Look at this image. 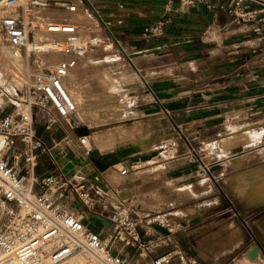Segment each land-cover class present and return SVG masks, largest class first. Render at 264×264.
<instances>
[{
    "label": "crops",
    "instance_id": "1",
    "mask_svg": "<svg viewBox=\"0 0 264 264\" xmlns=\"http://www.w3.org/2000/svg\"><path fill=\"white\" fill-rule=\"evenodd\" d=\"M90 1L106 31L115 34L123 52L139 70L131 63L137 76L132 81L126 79L129 85L126 90L138 97L141 118L152 135L143 136L148 137L149 144L157 145L168 135L169 148L162 149L169 151L178 132L185 128L204 146L212 139L217 140L222 150L217 159L233 160V166H239L231 169L236 176L250 171L248 165L237 160L240 156L246 160L264 147V141L258 145L246 140L227 151L222 148L232 130L247 125L252 126L251 130L264 127V44L255 32L260 27L264 34V0H243L236 11H230L236 0H213L212 8L200 2L187 5L181 0ZM65 5L62 10L68 11ZM244 13L251 18L241 17ZM164 19L161 35L143 36L146 26ZM258 45L261 49L253 52L252 47ZM38 117L42 123L46 120L43 112ZM203 151L194 153L189 145L184 151L177 150V154L159 159L155 168L143 169L144 174L136 175L141 163L132 167L123 165L116 173L110 168L100 171L91 160L83 161L80 151L66 146L54 149L52 155H41L37 172L46 175L58 164L72 174L82 167L89 181L110 190L122 189L121 195L134 206L135 216L144 226L165 231L157 223H151L160 212H165L159 214L161 220L173 219L182 225L174 233L171 245L156 252L140 255L134 247L114 242L112 251L130 264H154L156 256L174 248L186 255L184 264H255L249 261L250 251L257 244H264V202L250 203L238 192L233 199L227 188L225 193L217 192L212 198L204 190H196L195 187H210L209 179L204 177L212 165L210 152ZM205 153L207 160L203 158ZM126 167L129 170L122 175L121 170ZM163 181L170 185L162 186ZM172 185L191 187L193 194L175 203H168L167 198L161 200L162 196L152 197L157 187ZM140 193L146 195L145 202L139 200ZM66 197L62 201L71 209L81 206L74 192ZM91 218L96 227L90 225ZM103 218L89 215L86 224L106 237L111 223ZM261 254L264 257V252Z\"/></svg>",
    "mask_w": 264,
    "mask_h": 264
},
{
    "label": "built area",
    "instance_id": "2",
    "mask_svg": "<svg viewBox=\"0 0 264 264\" xmlns=\"http://www.w3.org/2000/svg\"><path fill=\"white\" fill-rule=\"evenodd\" d=\"M0 1L4 7L12 9L0 17L5 41L16 55H23L28 62L22 71L4 69L0 74L4 80L0 83V94L6 93L27 107V111L0 114V138L4 137L0 148V264H60L77 253L88 254L96 264H130L112 251L114 242L134 247L140 255L169 247L174 233L182 225L173 219L163 222L158 215L151 223H157L165 231L144 226L135 216L134 206L121 195L122 189L110 190L89 181L82 167L72 174L67 173L59 167L55 156V170L43 176L37 172L40 156L52 155L56 148L71 147L80 151L83 161L90 160L92 148L88 147V133L78 132L79 123L72 125L75 136L67 132L64 144L50 145L39 133L37 119L43 112L46 114L44 128L54 130L56 126H63L61 119L75 116L77 105L66 88L71 72L95 47L111 39L121 46L118 38L112 32L108 37L87 32L79 22L44 21L36 16V9L65 5L62 2H68L64 7L74 13L78 10L77 1ZM88 2L95 8L90 0ZM181 2L214 6L213 0ZM242 3L243 0H236L230 11H236ZM241 17L250 19L251 15L244 13ZM165 24L164 19L146 26L143 36L161 35ZM40 30L57 34L50 47L44 39L36 37ZM255 32L264 44L261 28H256ZM260 47L253 46L252 51ZM44 53H58L61 57L54 65H46L39 58ZM5 106L0 105V108L4 110ZM128 170V167L122 169L121 174L125 175ZM71 191L81 202L79 208L71 209L62 201ZM93 214L110 221L111 230L106 237L86 224ZM186 260V255L174 248L156 256L154 264L175 261L184 264Z\"/></svg>",
    "mask_w": 264,
    "mask_h": 264
},
{
    "label": "rangeland",
    "instance_id": "3",
    "mask_svg": "<svg viewBox=\"0 0 264 264\" xmlns=\"http://www.w3.org/2000/svg\"><path fill=\"white\" fill-rule=\"evenodd\" d=\"M76 1L78 2V0ZM82 1L84 19L81 22V28L87 32H94L105 37L112 36L111 33L106 31L104 25L95 14L94 9L90 5V3H88L87 0ZM0 6H3V4H0ZM51 7H55V9L46 8V10H53L56 12L59 11L67 15V17L72 14H69L68 11L62 10V6L52 4ZM38 11V13H40L44 10ZM0 34L2 36V40H0V74L1 71H4V69L15 70L16 72L24 70L25 68L14 69V65L10 61L9 56L4 51L5 47L8 45L1 30V25ZM85 56L84 58H82L80 64H82L87 57L91 58L93 64L80 66V70L77 73V83L75 86H72L71 78L67 82L68 86L71 87L73 91L76 92L77 90H79L87 96V104L81 111L82 116L80 117L76 113L75 116H72L65 120L61 119V125L63 126H56L54 130H46L41 122L42 119H40L39 117L37 119L39 133L47 139L50 145H54L55 142L64 144L65 142L63 141V139L67 135V132H70L75 136L72 130L73 124L79 123L80 127H86V131L88 134H90V126L104 124L107 126V128L103 131H100L99 134H105L108 138L107 141H109V137L111 138V133H113V131H115L118 127L117 123L121 120H124L131 122L125 123L127 127L133 126L137 129V134L141 138V140H146V138H148L149 136L151 137L152 135L149 134V132L145 128L147 126V124L144 125L145 119L141 118L143 112L139 110L138 97L133 96L132 94H127L128 92L126 89L129 85L126 83V81H128L126 79L129 78V81H132L133 77L135 75L137 76V72L129 61L127 55H125V53L123 52L121 46L116 41L111 39L109 40V43L95 47L89 54H86ZM21 57L25 61L26 67L28 65V62L23 55ZM18 79L20 80V78L17 77L16 79L19 83ZM3 81L4 80L0 77V83H2ZM0 105H6L4 110L0 108L1 115L18 111H27V107L24 103L18 102L6 93L0 94ZM103 107L109 109V111H107V113H103V115L101 116H96L95 113H101ZM120 115L123 116L120 117ZM251 129L252 126L247 125L232 130L231 132L234 131L238 134L236 136H229V140H233V143L229 144L226 141L224 144V148L222 149L224 151H227L232 145L237 144L241 141H243L244 143L246 140H249L251 143H257L258 145H260V141H264V127L257 130ZM243 130L247 131V133H242ZM190 133L191 131L186 130L185 128H183V131H179L177 134V138L175 139V145L166 152H164L162 148H169L166 147L169 144L168 135L161 138V141L157 143V145H150L148 142L149 151L152 152L151 149L155 151H157L158 149L162 150V152L158 154L157 152H153L157 155L161 154L162 156L156 158L153 163L139 164V167L136 170V175H142L149 169L155 168L156 166H154V163H156L159 159L175 155L177 154V150L179 152L184 151L189 145H191L192 152L198 154H202L203 152H205L203 151L204 149H208L210 152L208 157L210 158V162L212 163V165L207 168V173H205L204 175V177L206 176L209 179L210 187H195L196 190H204L206 195L212 198L213 194L217 192L225 193L224 189L227 188V190H229V196H231V198L233 199H236L238 192L250 203L257 204L258 202H260L259 200L264 197V147L257 149L254 154L247 156L248 158H246V160H244L243 156H240V158H238L237 161L248 165V169H250V171H243V173L236 176L234 171L231 172V169H237L239 168V166L234 167L232 164L233 160L222 162L217 159L218 154L220 153V151H222L217 140L212 139L210 143H207L206 146H204L200 142V140L195 137V135L192 136L190 135ZM145 135L148 137H143ZM157 136H160V133H158ZM120 140L121 138L118 137L116 142L113 141L114 143L108 142V144L105 143L104 145H98L92 139L91 148L100 149L103 152H107L114 149L118 144L121 143V141H123ZM220 146L223 147V143L220 144ZM206 157L207 155L205 153L203 157L204 160H207ZM109 168L112 173H116L119 170L120 166H111ZM143 169L147 170L143 171ZM139 170L142 171L139 172ZM166 185H170L169 182L163 181L162 186ZM158 188H160V190ZM192 194L193 193L191 192V187L186 188L182 185H172L168 187H157V191L153 192L152 197L157 198L159 196H162L160 198L161 200H165L167 198L168 203H175L174 201L185 199L187 196H190ZM145 198L146 195L140 193L139 200L145 202ZM66 199V196L63 197V201H65ZM164 213L165 212H160L155 216ZM162 219L164 221L166 220L164 217H162ZM90 225L93 227L97 226L95 222H93L92 218L90 219ZM83 254L85 256H89L86 253ZM249 259L251 263H264V257L262 256L261 252L256 258L250 257Z\"/></svg>",
    "mask_w": 264,
    "mask_h": 264
},
{
    "label": "bare ground",
    "instance_id": "4",
    "mask_svg": "<svg viewBox=\"0 0 264 264\" xmlns=\"http://www.w3.org/2000/svg\"><path fill=\"white\" fill-rule=\"evenodd\" d=\"M0 4H3L2 1H0ZM78 10L72 14H70V16L67 17V15H65L64 13L61 12H56L53 10H46V9H36V16H38L40 19L44 20V21H73V22H77L79 21L80 23L83 21L84 19V13H83V1L82 0H78ZM38 10H44L40 13H38ZM12 10L10 8H6L3 6H0V17L4 14L10 13ZM67 17V18H66ZM57 36V34L55 33H47L45 31H37L36 32V37L39 39H44V41H46L48 47L51 46L52 43V39L55 38ZM1 34H0V40H2L1 38ZM4 51L7 53V55L9 56L10 61L12 62V64L14 65V69H21V68H25V61L23 60V58L21 57V54L16 55L14 53V51L9 47L6 46ZM60 54L58 53H44V54H40L39 58L42 60V62L46 65H53L55 62H57L60 59ZM86 57V56H85ZM84 58V57H83ZM86 64H93V61L91 60V58L87 57L85 58V60L83 61L82 64H80L78 67H76L70 75L71 80V84L72 86H75L77 83V73L80 70V66L81 65H86ZM19 80V79H18ZM20 81V80H19ZM66 88L70 94V96L72 97L73 101L76 103L77 105V115L78 116H82L81 111L82 109H84L86 103V95L84 93H82L81 91L77 90L76 92L73 91V89H71V87L68 86V83H66ZM85 111V110H84ZM107 111H109V109L104 108L102 109L101 113H95L96 116H101L103 115V113H107ZM123 115H120V117H122ZM65 120V119H64ZM123 121V122H122ZM131 123L128 121H124L121 120L117 123L118 127L115 131H113V133H111V138L109 137V141L108 138L106 137L105 134L101 135L99 134L100 131H103L107 128L106 125L104 124H98L95 126H90V134H88V147L91 148V144H92V139L95 141L96 144L100 145V144H105L108 142L110 143H114L113 141L116 142L117 138L120 137L121 143L118 144L114 149L109 150L107 152H103L100 149H93V150H98L101 154H111V153H117L118 151L125 149H133V154L132 155H138L140 152L143 153H147L149 154V156H147L145 159H139L138 161H136L134 164H139V163H153V161L162 156L161 154L157 155L156 153L150 152L148 149V141L147 140H141V138L138 136L137 134V129L135 127H127L125 123ZM242 133H247V131L243 130ZM238 133L236 132H232L231 135L236 136ZM227 143L232 144L233 140H226ZM4 143V137L0 138V148L3 146ZM129 163L127 161H121V162H117L116 164L113 165V167L115 166H120L122 167L123 165L128 166ZM136 166V165H134ZM260 202L258 203H263L264 202V197L259 200ZM160 218V216H159ZM163 222H167L169 221L168 219H166L165 221L162 220ZM92 229V228H91ZM98 232V231H97ZM60 264H96L94 262V260L90 257V256H85L83 253H77L74 256H72L71 258H69L68 260L60 263Z\"/></svg>",
    "mask_w": 264,
    "mask_h": 264
},
{
    "label": "water",
    "instance_id": "5",
    "mask_svg": "<svg viewBox=\"0 0 264 264\" xmlns=\"http://www.w3.org/2000/svg\"><path fill=\"white\" fill-rule=\"evenodd\" d=\"M93 9L98 14L96 9L95 8H93ZM130 61L134 65V63L131 59H130ZM136 70L139 72L137 67H136ZM78 132L81 134L87 133L86 127H79ZM132 154H133V149H131V148L128 150L122 149V150L118 151L117 153H111V154H101L98 150L92 149L90 151V160L94 164L95 169L103 171V170H106L109 167L113 166L117 162L127 161L129 164H132V163H135L136 161H138L139 159H145L147 156H149V154L143 153V152H140L138 155H132ZM100 218L104 219L103 217H100ZM261 251L264 252V244L259 243L250 251V256L252 258H256Z\"/></svg>",
    "mask_w": 264,
    "mask_h": 264
}]
</instances>
